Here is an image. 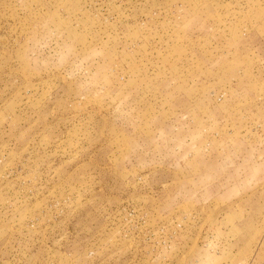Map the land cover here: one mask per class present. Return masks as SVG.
<instances>
[{"label": "rangeland", "instance_id": "rangeland-1", "mask_svg": "<svg viewBox=\"0 0 264 264\" xmlns=\"http://www.w3.org/2000/svg\"><path fill=\"white\" fill-rule=\"evenodd\" d=\"M0 264H264V0H0Z\"/></svg>", "mask_w": 264, "mask_h": 264}]
</instances>
